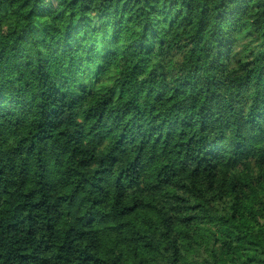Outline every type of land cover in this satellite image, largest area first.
Wrapping results in <instances>:
<instances>
[{
	"label": "trees",
	"instance_id": "16d2710c",
	"mask_svg": "<svg viewBox=\"0 0 264 264\" xmlns=\"http://www.w3.org/2000/svg\"><path fill=\"white\" fill-rule=\"evenodd\" d=\"M0 264H264V0H0Z\"/></svg>",
	"mask_w": 264,
	"mask_h": 264
}]
</instances>
